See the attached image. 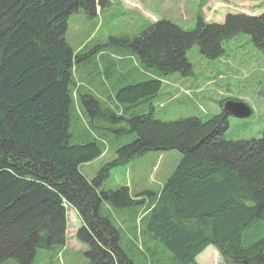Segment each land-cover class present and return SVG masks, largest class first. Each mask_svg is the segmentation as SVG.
<instances>
[{
  "label": "trees",
  "instance_id": "obj_1",
  "mask_svg": "<svg viewBox=\"0 0 264 264\" xmlns=\"http://www.w3.org/2000/svg\"><path fill=\"white\" fill-rule=\"evenodd\" d=\"M107 5L106 0H0V262L30 263L37 249L64 244L72 208L82 220L76 236L87 245L88 264H140L133 249L122 245L120 228L105 206L125 199L116 208L132 207L127 189L100 187L110 167L148 152L177 150L181 159L160 193H144L153 201L140 219L142 234L170 255V264H197L209 246L227 264H264V132L257 139L227 140L223 110L207 121L165 122L154 117L153 104L163 77L191 76L187 51L195 44L203 56L217 59L225 54V40L247 34L264 53V13H231L223 23L198 16L193 30L159 20L139 36L113 40L131 50L147 78L115 90L120 115L78 90L91 124L103 116L123 122L121 131L135 135L117 145L115 158L89 181L80 165L106 148L95 136L72 142L80 55L66 34L71 15L95 17Z\"/></svg>",
  "mask_w": 264,
  "mask_h": 264
},
{
  "label": "rangeland",
  "instance_id": "obj_2",
  "mask_svg": "<svg viewBox=\"0 0 264 264\" xmlns=\"http://www.w3.org/2000/svg\"><path fill=\"white\" fill-rule=\"evenodd\" d=\"M98 1V0H97ZM108 5L97 9L95 17L81 13L68 20L66 40L75 54L80 55V65L75 64L73 115V143H81L92 136L104 139L105 152L99 158L80 165L81 174L93 180L114 157V150L121 143L135 138L132 133L122 132L123 122H110L109 118L89 116L80 105L78 90L93 94L100 106L110 108L118 115L123 108L114 99L115 90L127 84L140 82L145 77L129 48L117 45L113 40L139 36L154 22L168 20L185 30H193L197 17L207 22L223 23L227 14L264 13V0H106ZM225 54L210 59L200 53L198 44L187 51L192 65L191 76L174 73L162 78V87L154 100V117L165 122L197 117L207 121L222 112L226 99L247 104L253 111L250 117H228L225 131L227 140H251L264 132V53L247 34H239L223 42ZM84 56H87L83 58ZM149 71L153 72L152 69ZM157 73V70L154 71ZM226 112V111H224ZM142 113V112H141ZM72 122V123H73ZM113 148V150H112ZM181 154L177 150L152 151L132 161L109 168L100 190L127 189L132 207L119 209L125 199L115 207L108 206L114 222L120 228L121 243L133 249L134 258L140 264L166 261L170 255L152 242L140 230V219L153 201L144 193L158 195L175 171ZM67 240L50 249H37L32 262L26 264H88L85 255L87 245L76 236L82 220L76 210L68 208ZM214 246H209L196 258L197 264H227ZM149 250L156 251L151 257ZM212 254H211V253ZM155 262V263H156ZM0 264H21L13 259Z\"/></svg>",
  "mask_w": 264,
  "mask_h": 264
},
{
  "label": "water",
  "instance_id": "obj_3",
  "mask_svg": "<svg viewBox=\"0 0 264 264\" xmlns=\"http://www.w3.org/2000/svg\"><path fill=\"white\" fill-rule=\"evenodd\" d=\"M223 109L228 115L239 119L248 118L252 114V109L247 104L240 101H227Z\"/></svg>",
  "mask_w": 264,
  "mask_h": 264
},
{
  "label": "crops",
  "instance_id": "obj_4",
  "mask_svg": "<svg viewBox=\"0 0 264 264\" xmlns=\"http://www.w3.org/2000/svg\"><path fill=\"white\" fill-rule=\"evenodd\" d=\"M80 226H81V224H80ZM214 249H216V248H214ZM211 253V252H210ZM212 254V253H211ZM198 258V257H197ZM197 260V259H196Z\"/></svg>",
  "mask_w": 264,
  "mask_h": 264
}]
</instances>
